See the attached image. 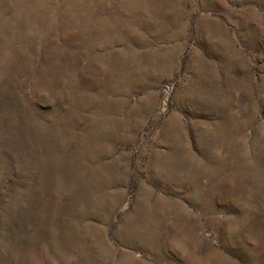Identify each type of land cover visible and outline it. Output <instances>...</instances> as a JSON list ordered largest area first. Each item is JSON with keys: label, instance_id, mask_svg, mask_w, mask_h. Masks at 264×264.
I'll list each match as a JSON object with an SVG mask.
<instances>
[{"label": "rangeland", "instance_id": "374dc122", "mask_svg": "<svg viewBox=\"0 0 264 264\" xmlns=\"http://www.w3.org/2000/svg\"><path fill=\"white\" fill-rule=\"evenodd\" d=\"M0 264H264V0H0Z\"/></svg>", "mask_w": 264, "mask_h": 264}]
</instances>
